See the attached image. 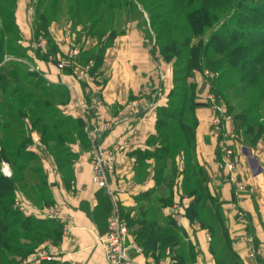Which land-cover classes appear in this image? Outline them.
Segmentation results:
<instances>
[{
    "label": "crops",
    "instance_id": "0c3cea01",
    "mask_svg": "<svg viewBox=\"0 0 264 264\" xmlns=\"http://www.w3.org/2000/svg\"><path fill=\"white\" fill-rule=\"evenodd\" d=\"M14 12L22 36L20 42L27 50L25 62L50 83L68 87L69 101L59 106L67 114L83 117L85 126L97 120L91 108L97 98L101 97L104 103L103 117L117 119L126 114L131 98L146 96V108L101 137L106 146L130 138L126 153L118 157L115 171L109 177V188L93 182L90 150L85 141L78 139L70 145L75 159L72 179L66 181L54 156L42 146L39 133L32 131L31 148L40 155L60 218H49L44 210L24 203V200L19 209L39 219H53L57 224L58 240H55L52 260L65 264H110L101 238L107 232L109 215L118 208L121 216L132 223L139 217L154 222L158 237L172 232L176 238L174 246L173 238L165 240L164 246L158 241L156 253L131 252L138 264H160L161 260L175 264L177 258L187 261L191 254L193 264H264V130L245 132L241 117L231 112L232 118L226 121V128L237 136L232 144L236 148L239 168L230 175L220 166V143L225 138L214 135L213 131V108L207 93H215L216 84L211 80L209 70H195L189 77L195 84L197 103L194 180L199 184V190L191 193L189 187L185 192L182 185L185 160L181 155L176 157L177 173L170 187L158 184L156 180L157 159L153 155H146L144 159L139 156L158 145L154 143L157 112L158 108L167 105L175 84L173 60L166 58L155 42L149 43L141 29L129 28L115 33L105 47L94 77L80 78L74 67H58L59 59L73 44H79L81 51H93L97 48L98 37L83 36L78 41V38L64 40L53 36L59 50L51 51L45 57L50 42L32 30L26 5L18 3ZM49 31H53V23L49 25ZM43 38L46 42L42 44ZM34 45L39 48L36 50ZM213 95L219 101L224 100L216 93ZM233 178L242 179L246 189L236 190ZM197 194L200 196L198 201ZM61 218L64 222L69 221L68 229L63 228ZM251 245L261 248L256 256L249 254ZM160 252L159 261L157 255Z\"/></svg>",
    "mask_w": 264,
    "mask_h": 264
},
{
    "label": "trees",
    "instance_id": "16d2710c",
    "mask_svg": "<svg viewBox=\"0 0 264 264\" xmlns=\"http://www.w3.org/2000/svg\"><path fill=\"white\" fill-rule=\"evenodd\" d=\"M14 5H16L15 1L12 7H14ZM205 7L207 6L202 4L200 8L197 9L195 16L193 15L188 19L192 31V34L189 35L187 40L188 42L191 40V52L187 59L188 64H191L190 74H187L186 77L181 76V73L185 70L177 68L175 60L172 59V53L175 49L173 44L166 46L167 51L169 50L168 54L165 49L157 43L160 52L164 54L166 58L172 59L174 62L175 84L170 93L167 105L158 108L157 133L154 136V139H159L160 144H158L152 151L139 154L142 159H144L146 155H153V157L157 159L158 168L156 170V180L158 184L164 183L168 187L173 184L174 177L177 173V165L175 164L176 157L178 154L181 155L185 160L182 185L185 192L191 187V193L198 192L199 184L194 180L196 173V165L194 161V149L196 146L195 127L197 124L195 107L197 103L195 101V84L194 82L189 81V77L194 74L195 70L204 68V60L211 47L216 51H220L221 49H228L232 46L231 54L229 53L228 57L233 67H242L248 64L257 65L264 61V50L262 55L257 54V57L255 56L254 58H251L247 56V53L253 49L254 45L259 44L260 46H264V29L252 30L250 28L245 29L237 26V24L241 23H255L254 18L250 16L249 12L238 10V8H236L231 18L226 21L225 25H229V27L227 29L223 26L218 28L211 36V44H208V42L201 37L205 32L206 27L212 25V21L209 20L207 14L209 10L207 11ZM246 9L258 11L261 16H264V6H262V10L257 5H246ZM237 14H239V17L235 16ZM9 18L12 20V25H7L6 29L10 30L13 27L16 31L15 33L20 34L13 9ZM50 21L51 19L48 13L43 11L39 14L35 26V31L38 33L36 35H40L39 33L44 31L50 42L49 47L47 46V52L44 54L45 57L49 55L51 51L57 52L59 50L49 34ZM115 33L116 32H113V34L110 35V41L107 45L111 43ZM80 39L81 36L78 37V41ZM239 40H241V42L237 44ZM107 45L100 46L93 51L83 50L75 61L84 65L92 59L94 65L91 69V73L94 75L101 64L103 52ZM20 47L22 50L24 49L23 58H26L27 50L24 46L19 43L16 45L15 42L11 40H9L6 45L4 37L2 36V38H0V61L4 59L5 55L10 54L11 52H18ZM13 55L19 56L12 53L9 56L13 57ZM230 55H233V59L231 58V60ZM183 59L184 61L186 60L185 58ZM11 60L15 63L17 59ZM23 62H25L24 59H22V61L20 60L18 63L23 64ZM14 63L11 64L9 68H5L4 71L0 70V82L8 77L17 82L16 84H13L15 87L11 90L5 89L4 87L2 88L0 85V91L2 93L0 101L2 100L3 103L0 107V125L4 126L2 130H0V254L3 244L8 242L9 251L12 250V254L16 251L18 254L13 255V257L18 258V256L25 257L29 255L34 249H36V246L46 239H51L56 242L55 240H58V232L56 230L57 224L52 221L53 219H39L32 215L35 217L33 220H37V224L35 225L36 232L33 235L34 237L27 236V240L18 243V239L13 236L23 234L22 231L29 229L32 221L26 217V220H23L24 222L21 223L20 226H15L18 219L23 217V213L20 211L19 207L14 205L16 201L15 192L18 189L17 184L19 182L25 180L30 182L32 192H34L35 197L39 200L41 205L54 204V200L47 183L40 155L31 148V144L33 143V138L31 141L30 137L31 134L27 136L26 141H20L21 138L19 135L22 132H18L14 126H11V124L26 125V123L28 124V121H30L31 127H33L34 130L41 132L40 139L42 145L45 150L54 156L58 166L66 176V181L71 180L73 176L71 168L75 159V154L70 150L71 143L80 139L85 141L90 148V139L85 129L86 123L84 118L74 117L65 113L59 106L64 102L55 100L54 97H52L54 94L67 97L69 93L68 88L64 84L50 83L43 76L38 74L37 71L31 70L30 68L25 71L20 68V71L15 72L17 68L14 69ZM12 69L14 70L12 71ZM27 86L30 88H27ZM181 91L182 94H178ZM16 92L20 93V97L16 102H13L11 101V98ZM215 93L217 95L221 94V90L218 88L217 84ZM176 96L177 98H175ZM174 102L176 103V106H173ZM1 108L3 110H1ZM227 108L228 113L231 114V107L228 106ZM6 110L8 112H6ZM244 111L238 114V116L242 117L245 115ZM252 129L253 128L248 125L245 127V132H249ZM32 161H35L36 163L31 164ZM3 162H8L10 164L12 168L11 176H8L1 171V164ZM13 169L18 172L25 171L26 175L17 179ZM34 174L37 176L34 177ZM234 188L236 189L235 184ZM196 199L197 201L200 199L198 194L196 195ZM245 219L248 222V218L246 217ZM128 223L132 238L142 246L144 253L149 251L156 253V243L158 241H161V245L164 246V244H166L165 240L173 238L174 241L172 242V246L176 244V238L172 232H169V234L167 232L162 238H160V235L158 237V234L155 232V227H157L154 225L155 223L153 222V224L145 218L139 217L135 223H132L129 219ZM48 226L51 228L48 229ZM134 226H137V228ZM177 254L176 256L179 255ZM159 255H161V252L157 255L158 260L160 258ZM193 260L194 256L191 254L187 261H181L177 258L175 264H193ZM1 263L19 264V262L13 260ZM36 264L65 263H60L54 259Z\"/></svg>",
    "mask_w": 264,
    "mask_h": 264
},
{
    "label": "rangeland",
    "instance_id": "374dc122",
    "mask_svg": "<svg viewBox=\"0 0 264 264\" xmlns=\"http://www.w3.org/2000/svg\"><path fill=\"white\" fill-rule=\"evenodd\" d=\"M14 1L16 2V5L12 7ZM18 3H23L24 6L26 5L31 17L32 30L35 29L36 20L38 19L39 14L46 11L51 19L50 23H53V31L51 33L49 31L51 37L74 39L79 36H97V49L100 46L109 43L110 35L113 34V32L125 31L129 28L141 29L143 36L149 41V43L155 42L156 45L158 43V45L165 49L166 53L169 54V50L167 51L166 46L169 44L175 46L172 53V59L175 60L177 68L185 70L181 73V76L185 77L191 72V64H188L187 62L191 52V40L189 42L187 40L189 35L192 34L188 19L193 15L195 16L197 9L200 8L202 4L207 6L205 7L207 11L209 10L207 14L209 20L212 21V25L206 27L205 32L201 36L208 42V44H211V36L218 28L223 26L227 29L229 27V25H225L226 21L231 18L236 8H238V10L249 12L255 22L252 24L241 23L237 24V26L245 29L250 28L252 30L264 29V16H261L258 11L246 9V5H257L262 9V6H264V0H0V38H2V36L4 37L6 45L9 40L14 41L16 45L18 43L21 44L20 40H22V36L15 33L16 31L13 27L10 30L6 29L7 25H12V20L9 18V15L11 14L12 9L14 10L15 6H18ZM235 16L239 17V14ZM36 34L38 33L36 32ZM39 34L46 40L48 39V36L44 31H41ZM70 36H72V38ZM240 42L241 40H239L237 44ZM21 45L23 46V44ZM230 47L228 49H221L220 51H216L211 47L205 57L204 68L208 69L212 74L211 80L213 83L215 82L221 90L220 96L224 99L223 101L226 102L227 107H231L233 114L238 115L245 110V115L242 117L239 116L241 117V124L244 127V131L245 127L248 125L254 130L258 128L264 130V61L257 65L248 64L242 67H233L228 57L232 50V46ZM34 48L37 50L39 46L34 45ZM23 50L20 47L18 52H11L12 54H17L19 56L13 55V57H11L9 56L11 53L5 55L4 59L0 61V70L4 71L5 68L11 66V64L14 63L11 59H17L14 63L15 65H13L15 66L14 69L17 68L15 72L20 71V68L24 71L29 68L31 69L32 65L29 63H18L20 60L22 61V59H24ZM263 50L264 46L256 44L253 49L247 53V56L254 58L257 54L262 55ZM230 56V60L231 58L233 59V55ZM183 58L186 60L184 61ZM14 69H12V71ZM16 83L15 80L8 77L0 82V85L2 88L4 87L5 89L11 90L15 87L13 84ZM27 88L30 87L27 86ZM178 94H182V91ZM210 94L213 96L215 93L209 91L207 95ZM70 96V92L67 97L64 95L58 96L57 94L52 95L55 100L64 103L69 101ZM1 97L2 93L0 91V99ZM19 97L20 93L16 92L11 98V101L16 102ZM175 98H177V96ZM2 104L1 100L0 107ZM175 104L176 103L174 102L173 106H176ZM1 110L3 109L1 108ZM6 112L8 111L6 110ZM11 126H14L18 132H22L19 135L21 138L20 141H26L27 136L30 134L32 141V131H37L31 127L30 121H28V124L26 123V125L11 124ZM3 127V125H0V130H2ZM37 132L41 136V132ZM154 143L160 144V140L156 139ZM4 163L6 162L1 164L2 172ZM33 163L36 162L32 161L31 164ZM9 167L12 170L10 164ZM13 171L15 172L17 179L26 175L25 171L18 172L14 169ZM37 174L40 175L39 173ZM36 176L37 175L34 174V177ZM17 185L18 189L15 192V206L20 207L22 200H24V203H29L42 210H45L46 207L51 205L43 206V204H40L39 200L35 197L34 192H32L28 180L19 182ZM20 211L23 213V217L18 219L15 226H20V224L24 222L23 220H26V217L32 221L30 228L26 231H22L23 234L19 236L13 235L18 239V243L27 240V236L34 237L33 235L36 232L35 225L37 224V220H33L35 217L27 214L26 210L20 209ZM61 220L63 219L61 218ZM46 240H50L55 244L51 239ZM43 242L36 246V249L31 253L36 251ZM12 252V250L9 251L8 249V242H5L1 248L0 263L6 261L9 262L11 260L20 262L24 258V256H18V258H15L13 255L18 253L15 251V253L12 254ZM27 256H25V258Z\"/></svg>",
    "mask_w": 264,
    "mask_h": 264
},
{
    "label": "built area",
    "instance_id": "2783aa9c",
    "mask_svg": "<svg viewBox=\"0 0 264 264\" xmlns=\"http://www.w3.org/2000/svg\"><path fill=\"white\" fill-rule=\"evenodd\" d=\"M41 42L43 44L46 40L43 38ZM81 49L79 44H73L68 53L59 59L58 67L65 68L70 65L74 67L78 77H88L92 79L94 75L91 73V69L94 65V61L89 60L84 65L75 61L80 55ZM209 98L213 108L212 121L214 124V135L218 137L224 136L225 138L220 143V166L226 168L231 175L239 168L236 148L232 144L233 139L237 138V136L232 130H227L226 128V121H229L232 115L228 113L227 106L223 101L217 100L215 96L211 94ZM103 104L101 97L93 100L91 108L97 120L94 124H87L85 129L90 139L89 150L92 180L99 187L109 188V177L115 171L118 157L126 153L130 138L126 137L125 140L121 142L106 146L102 143L101 137L120 122L129 120L146 108V96L142 94L133 97L127 105L126 114L117 119H106L103 117ZM3 172L8 176L12 175V170L7 162L4 163ZM232 181L238 191H244L246 189V184L242 179L233 178ZM44 213L49 218H60L59 210L54 204L46 207ZM64 221L65 220H62L64 229H68L70 226L69 221ZM101 246L110 264H138L131 256V252L135 254L144 253L142 246L132 238L128 220L121 216L118 208H114L109 215L107 232L101 238ZM260 250L261 248L255 245L249 246V254L251 256H256ZM54 256V244L50 240H46L36 251L26 258L24 257L19 264H36L42 261L52 260ZM160 264L167 263L161 260Z\"/></svg>",
    "mask_w": 264,
    "mask_h": 264
}]
</instances>
